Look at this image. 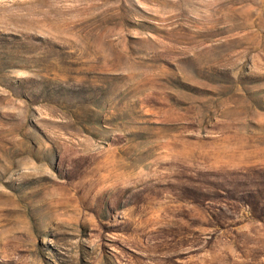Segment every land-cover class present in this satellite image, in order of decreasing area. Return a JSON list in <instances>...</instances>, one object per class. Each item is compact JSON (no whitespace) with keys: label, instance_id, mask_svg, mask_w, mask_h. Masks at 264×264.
Instances as JSON below:
<instances>
[{"label":"rangeland","instance_id":"374dc122","mask_svg":"<svg viewBox=\"0 0 264 264\" xmlns=\"http://www.w3.org/2000/svg\"><path fill=\"white\" fill-rule=\"evenodd\" d=\"M0 264H264V0H0Z\"/></svg>","mask_w":264,"mask_h":264}]
</instances>
